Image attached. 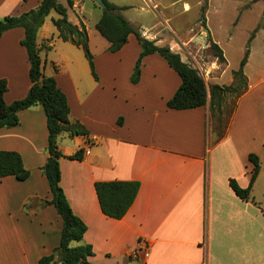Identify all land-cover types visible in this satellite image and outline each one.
Segmentation results:
<instances>
[{
    "label": "crops",
    "instance_id": "crops-1",
    "mask_svg": "<svg viewBox=\"0 0 264 264\" xmlns=\"http://www.w3.org/2000/svg\"><path fill=\"white\" fill-rule=\"evenodd\" d=\"M62 1L59 3L67 6V0ZM108 2L125 8L121 14L146 39L180 54L171 44L164 45L167 36L159 30L162 23L168 25V14L176 17L179 1ZM212 2L208 1L209 12ZM40 3L0 0V19L20 16L37 9ZM154 14L159 20L152 19ZM93 15H97V23L102 11L92 0H74L68 9L69 21L86 29ZM45 26L46 21L38 44L56 49ZM205 29L225 55L209 15ZM24 38L23 28L0 38V80L8 84L4 97L8 105L24 99L32 87L28 53L21 44ZM109 46L94 60L98 80L90 76L91 71L68 62L54 63L53 73L46 75V61L41 57L45 75L54 77L67 97L70 120L89 132L88 136L62 133L57 143L64 156L59 160L61 187L74 214L88 227L81 243L93 247L94 256L89 261L264 264V194L257 191L264 160V76L252 82L245 72L248 90L236 101L223 136L215 138L209 127L210 89L231 85L233 78L227 84H219L218 77L209 78L210 84L205 81L209 92L205 107L171 110L167 102L181 86V78L165 59L158 54L145 57L140 81L132 84L142 51L137 38L130 35L117 53H110ZM66 47L59 49L69 52L71 46ZM252 56L251 52L245 70ZM19 119L18 126L0 130V152L20 154L31 175L25 181L15 177L0 180V264H39L60 246L63 221L49 203L52 194L43 172L49 157L45 112L36 106L22 111ZM82 149L85 154L81 161L69 159ZM252 154L259 157L260 172L250 199L241 200L230 181L243 189L250 186ZM112 181L139 183L134 204L120 220L102 212L95 190L96 183ZM140 240L149 244L148 258L133 255Z\"/></svg>",
    "mask_w": 264,
    "mask_h": 264
},
{
    "label": "trees",
    "instance_id": "trees-1",
    "mask_svg": "<svg viewBox=\"0 0 264 264\" xmlns=\"http://www.w3.org/2000/svg\"><path fill=\"white\" fill-rule=\"evenodd\" d=\"M27 0H23L26 2ZM205 0L204 13L208 7ZM264 0H254V2ZM108 10H103L95 3V6L102 11V15L95 25L99 34L110 44V53L119 52L127 43L130 35H135L141 46V54L131 76V83L137 84L141 78V66L143 59L149 55L158 54L165 59L168 65L180 76L181 86L175 95L167 102L171 110L183 111L205 107L208 103V89L205 80L199 71L184 62L180 54L175 53L170 47L156 45L155 41L146 39L138 30L121 14L125 8L116 7L104 0ZM74 0H67V6L59 3V0H41L37 9H33L20 16H6L0 21V38L8 31L23 28L25 38L21 44L26 48L30 63V80L32 87L28 95L8 105L5 102V94L8 91V84L5 79L0 80V130L14 128L20 124L19 114L22 111L41 106L47 118L49 157L43 172L48 181L52 201L57 213L63 221L60 246L55 254L44 257L39 264H92L89 258L94 256L93 247L89 244H82L88 227L84 221L74 214L61 187V170L59 160L64 156L58 150V137L62 133H69L70 136H88L89 132L79 122L73 123L70 120V106L66 95L58 87L54 77H47L44 73L43 61L40 56L41 47L38 44L37 33L50 14L55 11L58 19L52 23L58 31L59 38L64 42L83 50L89 61L93 77L98 80L95 71L94 57L89 47V35L84 25L77 26L68 19V9L72 8ZM202 25L206 28V18L203 16ZM262 27L260 24L250 37L254 39L256 32ZM210 37V35H209ZM210 40V39H209ZM211 50L215 53L219 62L226 63L222 49L213 41H210ZM50 49V48H48ZM250 56L249 45L238 70L232 72L233 83L231 85H214L210 89V109L213 115L221 122L223 108L229 98L238 100L248 90V79L245 75V66ZM122 124V119L119 120ZM224 131L220 137L223 136ZM85 154L82 149L69 159L81 161ZM249 160L253 165L250 186L241 188L234 180L230 186L236 196L241 200H249L251 189L260 172L259 157L252 154ZM31 175L23 164L20 154L12 151L0 152V180L6 177H15L19 181L27 180ZM95 190L102 212L113 219H122L128 213L135 202L139 191V183L127 181L98 182ZM72 243H81L78 246H71ZM57 257V258H56Z\"/></svg>",
    "mask_w": 264,
    "mask_h": 264
},
{
    "label": "rangeland",
    "instance_id": "rangeland-1",
    "mask_svg": "<svg viewBox=\"0 0 264 264\" xmlns=\"http://www.w3.org/2000/svg\"><path fill=\"white\" fill-rule=\"evenodd\" d=\"M180 4L175 7L176 17L167 15V24L162 23L159 30H163L167 38L164 45L171 44L177 52L180 53L182 60L192 67H195L203 79L209 82V78L218 80L219 84H227L232 80V72L239 69L242 59L244 58L246 49L249 45L250 53L252 52V60L249 67L245 70L252 82L257 81L264 76V2L254 0H213V8L209 12V8L205 10V0H177ZM65 0L62 1L64 3ZM187 4L189 9L184 10ZM155 15V14H154ZM212 21V25L217 35L224 45L226 63L219 62L213 50H211L209 33L202 25L203 16ZM97 15H93L87 25V32L91 39L90 51L95 57L101 50L108 46L109 43L96 31L94 24L97 21ZM156 16V15H155ZM152 15L153 20L159 18ZM58 15L53 12L46 19V31L53 37L56 43V49L41 48L40 55L46 61V75L53 73L54 63L68 62L74 66H79L90 72L89 61L83 50L79 47H72V44L65 45L57 35V29L52 23V18ZM174 17V18H173ZM72 18V17H71ZM74 20V18H72ZM3 18L0 19V21ZM222 26L219 28V23ZM262 27L256 32L254 39L249 40L257 27ZM176 32V36L172 30ZM40 37V35H39ZM210 39V40H209ZM227 41V43L225 42ZM71 46L69 52L63 53L59 47L67 48ZM95 62V61H94ZM142 68V66H141ZM92 74V72H91ZM93 76V75H90ZM232 82V81H231ZM232 84V83H231ZM236 99L229 98L223 108L221 122H218L217 116L211 113L209 121L210 131L216 137H220L224 131L229 117L236 104ZM258 193L264 194V160L262 162V171L259 177L257 187Z\"/></svg>",
    "mask_w": 264,
    "mask_h": 264
},
{
    "label": "built area",
    "instance_id": "built-area-1",
    "mask_svg": "<svg viewBox=\"0 0 264 264\" xmlns=\"http://www.w3.org/2000/svg\"><path fill=\"white\" fill-rule=\"evenodd\" d=\"M134 256H142L143 258H148L150 256V247L146 240H140L133 250Z\"/></svg>",
    "mask_w": 264,
    "mask_h": 264
},
{
    "label": "water",
    "instance_id": "water-1",
    "mask_svg": "<svg viewBox=\"0 0 264 264\" xmlns=\"http://www.w3.org/2000/svg\"><path fill=\"white\" fill-rule=\"evenodd\" d=\"M94 1L98 6H100L103 10H108L107 5L105 4L104 0H92ZM42 27L39 28L38 33H37V38H39L40 32H41Z\"/></svg>",
    "mask_w": 264,
    "mask_h": 264
}]
</instances>
